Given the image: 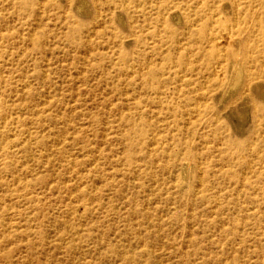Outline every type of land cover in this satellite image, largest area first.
Masks as SVG:
<instances>
[{"label": "rangeland", "instance_id": "rangeland-1", "mask_svg": "<svg viewBox=\"0 0 264 264\" xmlns=\"http://www.w3.org/2000/svg\"><path fill=\"white\" fill-rule=\"evenodd\" d=\"M0 264H264V0H0Z\"/></svg>", "mask_w": 264, "mask_h": 264}, {"label": "bare ground", "instance_id": "bare-ground-1", "mask_svg": "<svg viewBox=\"0 0 264 264\" xmlns=\"http://www.w3.org/2000/svg\"><path fill=\"white\" fill-rule=\"evenodd\" d=\"M241 77V70H239V74H238V78H240Z\"/></svg>", "mask_w": 264, "mask_h": 264}]
</instances>
